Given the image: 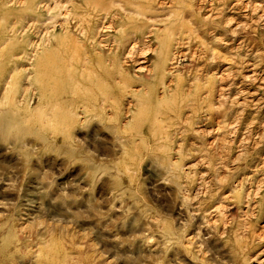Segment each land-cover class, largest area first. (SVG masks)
<instances>
[{
  "label": "rangeland",
  "instance_id": "rangeland-1",
  "mask_svg": "<svg viewBox=\"0 0 264 264\" xmlns=\"http://www.w3.org/2000/svg\"><path fill=\"white\" fill-rule=\"evenodd\" d=\"M0 264H264V0H0Z\"/></svg>",
  "mask_w": 264,
  "mask_h": 264
}]
</instances>
